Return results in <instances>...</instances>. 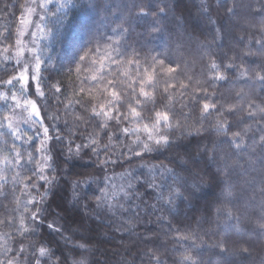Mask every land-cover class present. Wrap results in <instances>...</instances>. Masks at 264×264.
<instances>
[{
	"label": "trees",
	"instance_id": "1",
	"mask_svg": "<svg viewBox=\"0 0 264 264\" xmlns=\"http://www.w3.org/2000/svg\"><path fill=\"white\" fill-rule=\"evenodd\" d=\"M24 2L0 0V31L9 26L13 27L15 33L20 7ZM148 10L149 15L141 14ZM118 17H122V20H118ZM117 26L124 29L131 26L129 42L138 50L141 47L143 49L139 51L141 67L146 66L145 58L148 64L152 63V50H163L150 45H156L157 39L162 46L173 48L180 45L181 48L183 45L181 54L193 60L191 71L189 64L174 60L172 65H179L176 73L160 79L157 89H148L159 106L157 110H161L164 105L175 106L180 128L173 134L174 137H179L185 127L199 128L203 123L205 131L201 136L195 139L181 138L167 151L158 153L157 160L151 161L153 164L172 167L181 174L185 181L184 195L187 200L177 201L173 215L160 209L159 202L153 196L160 191L166 195L172 179L157 173L154 183L163 185V188H141L143 195L131 204L120 189L123 182L117 179L116 196L114 199L109 198L111 207L102 217L96 215L97 200L91 195L81 199L80 210L72 208L69 205L73 194L71 183L79 182L81 187L77 192L84 196L86 190L89 193L96 190V181L104 176L97 158L91 152L82 154L78 164L71 167L62 165L61 170L57 171L58 186L54 196L46 202L44 220L47 223L56 220L57 227L66 229L65 236L71 235L77 224L83 230V222L89 221L91 228L83 230L92 241L88 253L73 257L64 247L63 237L47 229L40 238L29 234L31 218L36 212L24 204L26 195L22 191L13 193L12 185L9 184L4 190L7 198L0 195V264H33L37 259L36 249L42 240H47L56 251L59 249H56L54 241L61 240L65 254L69 256V264H79L81 260H85L86 264H157L156 255L160 257L159 264H185V257L191 258L192 264H213L214 260L221 261L223 256L229 254L230 260L221 261V264H264V145L260 143V137L264 136V112L252 107L258 105L264 109V93L261 92L262 82L259 81V77L264 76V72H261L264 70V0H102L99 12L87 7L82 0V7L74 12L65 29V38L59 44L54 43L53 52L48 54L53 55L60 65L70 64L75 59L74 47L83 48L90 33L99 29L103 35ZM145 43L152 50H148ZM164 54L165 59H168L169 55L166 52ZM213 62L222 66L215 75L225 77L214 85L211 83L214 74L210 71ZM228 65L234 66V74L224 67ZM134 71L128 67L129 74ZM170 76L176 79L170 80ZM165 81L174 83L176 87L168 88L165 93ZM65 83L68 84V81ZM181 84L188 85L187 90L181 88ZM120 87L123 88V84ZM68 90L71 100L78 99L73 95L71 84H68ZM92 94L95 97L92 99L93 105L107 103L109 99L107 95L102 97L96 89H92ZM164 95L169 98L164 99ZM205 95L209 101H216V108L220 112L208 121L201 122L202 104L205 101L201 100L200 107H197L194 97ZM85 99L90 98L86 96ZM67 107L68 102L65 101L58 109L60 127L65 128V123L68 125L60 133L65 142L75 137V144H82L92 138L97 142L96 150L102 152L101 159L105 156L116 158L124 145L109 137L119 133V126L113 122V126L108 129L97 128L94 123L88 120L83 122L82 119L84 114L88 118L92 116L91 106L84 110L73 103L66 114ZM147 108L151 109L152 104L148 103ZM48 111H57L55 102ZM249 111L254 112L255 117H250ZM70 120H73L71 126L68 123ZM217 120L240 131L246 146L237 153L224 144L215 150L216 160L213 162L210 160L213 142L222 138L212 135ZM79 122L81 128L76 130ZM26 132L30 133L31 130L26 129ZM219 155L223 157L222 163L218 161ZM181 158L185 160L183 166L179 163ZM224 163L230 166L231 173L228 179L233 192L230 206L219 197L223 187L219 183L221 177L218 176L217 165L222 166ZM129 166L136 167L127 164L125 168L115 170L110 167L107 173L109 176L113 171L118 174ZM201 181L207 188L191 199L193 189L188 184ZM24 182L27 183V178ZM89 184L92 185L91 189L88 188ZM35 196L33 193L31 198L35 199ZM67 206L73 212H69ZM154 206L158 209L155 212L152 211ZM39 207L37 205V209ZM229 212L233 216L231 220L228 219ZM58 216L62 219H57ZM243 216L245 222L241 220ZM218 224L220 226L216 227ZM25 225L29 229L28 233L24 230ZM235 228L238 232L246 231V235H235ZM95 230L106 236L98 240ZM145 236L149 239H144ZM44 259L41 258V264H59V257ZM203 259L211 262L204 263Z\"/></svg>",
	"mask_w": 264,
	"mask_h": 264
},
{
	"label": "snow or ice",
	"instance_id": "2",
	"mask_svg": "<svg viewBox=\"0 0 264 264\" xmlns=\"http://www.w3.org/2000/svg\"><path fill=\"white\" fill-rule=\"evenodd\" d=\"M101 3L102 0H88L87 3L83 0V4L97 12L100 11ZM80 7L82 0H25L20 7L15 33L13 27L9 26L0 31V195H5L4 190L9 184L12 185L13 193L22 191L23 195H26L24 204L36 212L31 218L32 228L29 234L40 238L45 229L50 233L59 234L63 237L67 252L73 257L88 253L92 243L83 234L80 225L77 224L72 229L71 235L65 236L66 229L63 226L57 227L56 220H51V223L44 220L46 202L55 194L58 186L56 173L61 170L62 165L71 167L78 164L82 154L88 155L91 152L97 158L100 172L104 173L103 178L96 181V190L90 193L86 190L84 196L77 192L81 187L80 183H71L73 194L72 203L69 205L72 208L79 209L81 199L91 195L97 200L96 215L102 217L111 207L109 198L114 199L116 196L117 179L123 182L120 189L131 204L134 199L143 195L141 188H163V185L154 183L156 174L159 173L160 176L170 177L172 183L168 184L166 195L160 191L153 198L159 202L160 209L163 208L169 215H173L177 201L187 200L184 195V178L176 169L153 164L151 161L157 160L158 153L167 151L177 144L179 139H195L205 131L201 123L199 128L185 127L179 137H174L173 134L180 128L177 113L174 111L175 106L164 105L161 110H157L159 106L148 91L157 89L159 80L163 79L161 70L165 59L153 57L152 63L148 64L145 58L146 66L141 67L139 51L143 49L141 47L138 50L129 42L131 26L129 29L117 26L103 35L99 29L90 33L83 48L74 47L75 59L70 64L60 65L53 55H49V52H53V44H59L65 38V29L70 24L74 12ZM204 7L206 8V5ZM141 14L150 13L148 10ZM117 19L122 20V17ZM152 27L155 28V25ZM126 32L128 35H125ZM167 63L172 65L175 61L168 58ZM128 67L135 71L129 74ZM224 67L229 73H235L234 66ZM221 68L222 66L215 62L210 65V71L214 74L211 80L213 85L217 80L225 79L224 76L215 75ZM166 71L169 74L176 73V68L169 66ZM169 79L175 80L176 77L170 76ZM65 81L72 85L73 95L78 97L75 101L69 98L68 84ZM259 81L262 82L261 92L264 93V76H260ZM165 83V93L168 88L176 87L169 81ZM121 84L123 88L120 87ZM180 87L187 90L188 85L181 84ZM92 89H96L102 97L107 95V103L93 105L92 99L95 97ZM86 96L90 99L86 100ZM141 97L144 99L141 100ZM168 98V95H164V99ZM201 100L205 101L202 104L201 122L208 121L211 116L220 112V109L216 108V101H209L206 95L194 97L197 107H200ZM65 101L68 102L66 114L73 103L84 110L91 106L92 116L88 118V122L103 129L113 126V122L115 126H119V133L109 137L124 145L116 158L105 156L101 159L102 152L96 150L97 142L92 138L82 144H75V137L65 142L60 133L64 132L68 125L65 123V128L60 127L58 110ZM53 102L57 111L50 112L48 110L53 107ZM148 103L152 104L151 109L147 108ZM138 105L142 106L138 108ZM252 107L264 112L258 105ZM145 112L148 114L145 115ZM248 115L255 117L252 111H249ZM46 121L51 123L46 124ZM26 129L31 132H26ZM212 135L222 137L213 142V155L210 156L213 162L216 160L215 150L224 144H228L237 153L246 146L240 131L234 130L226 122L217 120ZM260 143L264 145V136L260 137ZM179 163L183 166L185 160L181 158ZM125 164L136 167L129 166L123 172L117 174L113 171L111 176L108 175L107 169L110 167L115 170L125 168ZM229 169L227 163L217 165V173L221 177L219 183L227 189L226 202L230 206L233 192L228 183L231 174ZM25 178L27 183L24 182ZM33 180L37 182L32 183ZM190 187L195 192H200L205 190L207 185L202 181L192 182ZM88 188L91 189L92 185L89 184ZM33 193L36 194L35 199L31 198ZM37 205L40 206L38 209ZM157 210L155 206L152 209L153 212ZM227 215L229 220L233 219L231 212ZM57 219L62 218L58 216ZM24 230L29 232L27 225ZM144 239L149 238L145 236ZM54 243L59 251L53 250L47 240H42L36 249L37 259L33 264H41V258H45V261L55 257H59V264H69V256L65 254L62 241L55 240ZM221 251H225L223 246ZM20 255L23 256L22 248ZM156 261L159 264L158 255ZM79 264H86V261L81 260ZM185 264H192L191 258L185 257Z\"/></svg>",
	"mask_w": 264,
	"mask_h": 264
},
{
	"label": "rangeland",
	"instance_id": "3",
	"mask_svg": "<svg viewBox=\"0 0 264 264\" xmlns=\"http://www.w3.org/2000/svg\"><path fill=\"white\" fill-rule=\"evenodd\" d=\"M180 32L181 31H179V34H180ZM147 33V32H146ZM149 33V32H148ZM149 44V43H148ZM156 45H154V44H150V45H153L154 47L155 46H157V47H159V48H163V50L161 49L160 51H154V50H152L151 48L150 49H148V47H150V46H147L146 45V43H145V45L147 46V49L148 50H152L153 51V53H154V57H156L157 59H165V57H164V52H166L167 53V56L169 55V57L168 58H171L173 61L174 60H179L180 62H184V65L185 64H189V70L191 71L192 70V67L194 66V65H192L193 64V60L187 55V56H183L182 54H181V52H180V49L181 48H183V45H182V47L181 48H179L180 47V45H178V47L176 46H174L173 48L172 47H168V46H162L161 44H160V41L157 39L156 40V43H155ZM153 47V48H154ZM195 64V63H194ZM169 66H172V67H175V68H177L179 65H177V66H174V65H169L168 63H167V59H165V64H164V66H163V68H162V70H161V73H162V75H163V78H165V77H168V74L169 73H167V71H166V69H167V67H169ZM172 74V73H171ZM70 117H73V115L72 116H70ZM82 119H83V122H87V120H88V116H87V114H84V116L82 117ZM72 122H73V120H70V121H68V123L70 124V126L72 125ZM47 123H51V121H46V124ZM79 128H81V124H80V122L77 124V127H76V130L77 129H79ZM218 161L219 162H221L222 163V159H221V157H220V155L218 156ZM221 179V178H220ZM190 185L191 184H188V186L190 187ZM193 191V196H192V198L191 199H193L194 197H196V195H197V193L198 192H195L194 190H192ZM202 191H204V190H202ZM202 191L200 192V194H202ZM225 188L223 187L222 188V191L219 193V197L220 198H222V199H224V200H226V196H225ZM199 194V195H200ZM202 202V201H201ZM67 205V204H66ZM67 210L69 211V212H73V209H69L68 208V206H67ZM75 211V210H74ZM241 220L243 221V222H245V217L243 216L242 218H241ZM83 226H84V228H83V230L84 229H89V228H91V224H90V222L89 221H85V222H83ZM220 226V224H218V226H216V227H219ZM215 228V227H214ZM95 231H97V230H95ZM225 231H226V229L224 230V231H222L223 233H225ZM85 231H83V234L85 235V233H84ZM233 233L235 234V235H237V236H242V234H245L246 235V231L244 232V233H242V232H238V230H237V228H235L234 230H233ZM251 235H252V233H251ZM251 235H249V236H251ZM106 235L105 234H103L102 232H100V231H97V239L99 240V238L101 239V238H103V237H105ZM96 246V245H95ZM231 256V254H229L228 256H223L222 257V260L221 261H223V262H226V261H229L230 259H229V257ZM221 261H216V260H214L213 261V264H221L220 262ZM203 262L204 263H206V262H211V261H209L208 259H203ZM13 264H22V262H17V263H14L13 262Z\"/></svg>",
	"mask_w": 264,
	"mask_h": 264
}]
</instances>
